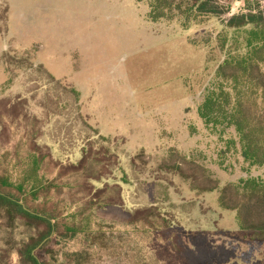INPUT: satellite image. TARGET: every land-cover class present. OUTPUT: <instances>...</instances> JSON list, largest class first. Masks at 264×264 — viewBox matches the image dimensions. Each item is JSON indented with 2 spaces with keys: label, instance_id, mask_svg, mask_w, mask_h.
I'll return each instance as SVG.
<instances>
[{
  "label": "rangeland",
  "instance_id": "1",
  "mask_svg": "<svg viewBox=\"0 0 264 264\" xmlns=\"http://www.w3.org/2000/svg\"><path fill=\"white\" fill-rule=\"evenodd\" d=\"M253 1L264 8V0H223L221 4L230 6L226 16L205 17L187 28L180 20L152 22L149 3L136 0H0V86L8 79L4 64L13 81L18 79L0 101L7 131L26 133L24 123L12 122V116L22 112L25 98L34 99L30 113L41 118L43 143L75 145L77 153L84 146L88 153H96L104 144L99 129L113 140L115 146L109 148L115 155L127 152L125 165L136 161L132 177L140 181L135 179L134 189L127 188L128 207L135 206L132 196L142 194L145 181L165 178L172 183L168 186L173 200L185 204L190 214L179 216L164 204L171 220L185 236L208 240L199 253V264H264V243L250 242L237 224L236 212L219 208L218 191L193 192L181 178L163 176L160 170L170 151H175L178 159L183 156L199 170L214 173L221 188L251 177L264 181V167H250L240 148L228 144L236 139L233 130L221 133L220 126H207L198 113L228 49L235 48L236 34L225 22L249 12L248 2ZM5 53L15 60L4 58ZM34 58L63 79L62 84L36 65L30 69ZM73 87L81 93L79 105L71 94ZM5 142L0 143V173L10 166V158L4 163L2 155L15 148ZM186 168L191 174L192 166ZM8 170L17 177L15 169ZM5 224L0 218V238L6 235ZM93 230L100 232L88 240L81 235L59 239V245L50 247L47 261L186 264L171 255L165 241L153 242L147 234ZM21 236L19 230L16 237ZM74 254L82 258L73 260ZM8 264H20L19 256L14 254Z\"/></svg>",
  "mask_w": 264,
  "mask_h": 264
},
{
  "label": "trees",
  "instance_id": "2",
  "mask_svg": "<svg viewBox=\"0 0 264 264\" xmlns=\"http://www.w3.org/2000/svg\"><path fill=\"white\" fill-rule=\"evenodd\" d=\"M136 1L149 3L148 18L152 22L180 20L187 28L205 17L222 19L230 12V6L221 4L223 0ZM248 4L249 12L233 15L225 22L226 28L236 34L235 48L228 49L227 58L219 67L216 81L207 91L198 113L207 126H220L221 133L233 130L236 139L228 144L240 148V156L246 164L264 167V8L258 1ZM10 54L5 53L4 58L15 60ZM30 64V69L37 66L49 79L62 84V80H57L35 58ZM4 67L8 79L0 87V101L18 80L13 81L5 64ZM71 94L79 105L81 93L73 87ZM33 101V98H25L22 112L12 116L13 124L16 121L25 124L27 134L22 136L7 131L9 127L4 125L0 113V143L6 141L15 147L7 149L1 157L4 163L10 158V166L6 165L0 173V218L6 222V235L0 238V264H8L14 254L19 256L20 264H53L46 258L53 251L52 247L63 239L80 235L88 240L100 232H94V227L147 234L153 242L165 241L166 249L177 260H185L186 264L200 263L199 253L208 240L185 236L163 207L169 205L171 212L179 216L190 215L186 213L185 204L173 200L168 186L171 182L165 178L145 181L144 193L134 192L135 206L128 207L127 188L134 189L135 179L140 181L132 177L136 161L125 165L127 152L115 155L114 148H109L114 145L113 140L99 129L97 132L104 144L96 153H88L84 146L77 153L75 145L64 148L57 141L43 143L44 133L39 130L41 118L36 112L30 113ZM178 155L170 151L160 169L163 176L179 177L189 184L191 191L199 194L218 191L219 208L236 212L237 224L247 233L250 242L264 243V181L251 177L221 188L214 173L199 170L194 162L183 156L178 159ZM188 165L193 168L191 174L186 172ZM9 167L16 170V178ZM141 197L145 199L142 201ZM19 230L21 239L16 237ZM45 240L47 242L40 247ZM70 258L80 260L82 255L74 254Z\"/></svg>",
  "mask_w": 264,
  "mask_h": 264
},
{
  "label": "crops",
  "instance_id": "3",
  "mask_svg": "<svg viewBox=\"0 0 264 264\" xmlns=\"http://www.w3.org/2000/svg\"><path fill=\"white\" fill-rule=\"evenodd\" d=\"M8 20H9V18H8ZM36 62L38 63V64H42V63H39L37 60H36ZM45 67H46V65L45 64H43ZM47 68V67H46ZM47 70L55 77V78H57L58 80H63V79H61V78H59V77H57V75L55 74V73H52L48 68H47ZM1 87V86H0Z\"/></svg>",
  "mask_w": 264,
  "mask_h": 264
}]
</instances>
